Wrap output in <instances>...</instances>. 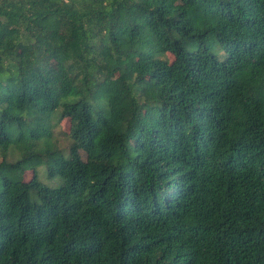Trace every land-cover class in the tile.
<instances>
[{
  "label": "trees",
  "instance_id": "obj_1",
  "mask_svg": "<svg viewBox=\"0 0 264 264\" xmlns=\"http://www.w3.org/2000/svg\"><path fill=\"white\" fill-rule=\"evenodd\" d=\"M0 264H264V0H0Z\"/></svg>",
  "mask_w": 264,
  "mask_h": 264
},
{
  "label": "rangeland",
  "instance_id": "obj_2",
  "mask_svg": "<svg viewBox=\"0 0 264 264\" xmlns=\"http://www.w3.org/2000/svg\"><path fill=\"white\" fill-rule=\"evenodd\" d=\"M211 49L213 51L221 53L220 49H214V47H212ZM156 56L159 58L165 57L168 61H171V59H172V55H170L169 53H166L165 55L159 54ZM50 67L52 69H55V63L51 62ZM52 140L56 143V145L60 149H64L65 147H67V145L69 143V122L66 121V119L62 118V120H60V122H58V124H56L52 128ZM7 158H9V160H11V157L9 155ZM35 173H36L37 178L40 181H42L43 183H45L47 185H55L56 184V181H55L56 178L47 177L45 175V171H44V168L42 165L35 167ZM32 176H33V171L28 170L24 173L23 180L29 181Z\"/></svg>",
  "mask_w": 264,
  "mask_h": 264
}]
</instances>
